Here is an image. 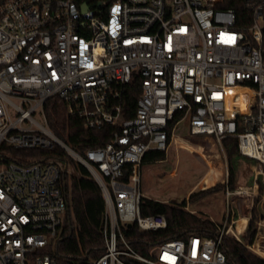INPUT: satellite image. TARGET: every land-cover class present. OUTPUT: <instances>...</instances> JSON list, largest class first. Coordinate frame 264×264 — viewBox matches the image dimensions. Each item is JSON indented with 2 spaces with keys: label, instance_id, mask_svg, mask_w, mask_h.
Listing matches in <instances>:
<instances>
[{
  "label": "built area",
  "instance_id": "built-area-1",
  "mask_svg": "<svg viewBox=\"0 0 264 264\" xmlns=\"http://www.w3.org/2000/svg\"><path fill=\"white\" fill-rule=\"evenodd\" d=\"M225 1L0 0V264H60L70 161L5 149L58 146L90 170L105 198L103 253L89 264H231L223 241L232 232L245 244L250 219L238 229L233 198L264 200V0H243L247 26ZM135 74L141 95L123 118L115 101ZM56 96L91 128L117 126L111 139L77 152L49 126L45 104ZM183 124L221 146L236 138L239 154L258 162L254 182L231 188L227 176L225 219L213 236L191 232L145 254L132 229L168 221L141 213L143 158L167 150Z\"/></svg>",
  "mask_w": 264,
  "mask_h": 264
},
{
  "label": "trees",
  "instance_id": "trees-1",
  "mask_svg": "<svg viewBox=\"0 0 264 264\" xmlns=\"http://www.w3.org/2000/svg\"><path fill=\"white\" fill-rule=\"evenodd\" d=\"M224 7H231L236 10L239 25L247 26L249 24L250 12L243 0H226ZM141 91V78L135 74L131 81L125 84L121 96L115 101L122 108L123 118H130L135 115L137 99L141 95ZM45 111L52 131L81 154H85L90 148L105 145L117 129V126L108 124L98 128L89 127L84 117L78 113L70 112L67 102L57 96L46 102ZM223 144H225L231 165L229 184L231 188H235L233 159L239 154L237 139L227 137L223 140ZM5 149L10 150L13 156L17 157L60 158L66 161L70 159L69 154L59 146L55 149H16L11 147ZM165 158L166 150L152 149L145 154L143 164L147 161ZM72 165L71 170L73 172L66 171L62 176V185L69 194L70 208L63 229V237L54 249V256L60 264H89L90 259L99 257L103 253L101 224L106 206L105 198L90 170L78 161L73 160ZM196 194L197 192H192L189 201L194 200ZM260 200L261 196H257L256 204L252 209V217L253 215L257 217L259 209L257 203ZM186 205L187 200L182 205H178L142 196V215L162 213L167 218L168 226L158 231H140L134 227L131 231L135 237L134 246L146 254L154 244L185 236L191 232H197L203 236H213L216 231L215 222L186 210ZM257 230V219L251 218L245 230L246 234H244V240L247 244L251 245L254 242ZM222 248L231 264H264V257L251 251L248 246L234 238L226 237ZM262 248L264 249V246L258 241L256 249L262 251Z\"/></svg>",
  "mask_w": 264,
  "mask_h": 264
},
{
  "label": "rangeland",
  "instance_id": "rangeland-1",
  "mask_svg": "<svg viewBox=\"0 0 264 264\" xmlns=\"http://www.w3.org/2000/svg\"><path fill=\"white\" fill-rule=\"evenodd\" d=\"M69 161L70 166L73 167V159L70 158ZM233 162L235 165V187L252 184L255 175L251 166L258 162L239 154L234 156ZM230 168V159L225 144L221 146L210 136L189 134L187 127L183 124L178 136L172 140L166 150V158L147 161L142 165L141 191L144 196L162 202L182 205L187 200L188 209L185 208L186 210L203 218L211 219L215 222L217 229V224H222L225 219L227 209L225 190ZM69 170L70 173L73 172L71 169ZM200 181L201 186H197ZM214 186L216 187L214 188ZM192 192H197V194L194 200L189 201ZM246 197L248 195L233 198L235 204L232 207L236 211V217L243 218V220H238L239 230L243 228L246 217L257 219L258 226L259 223H264L263 198L257 203L259 208L257 217L254 215L252 217L256 197L252 205L247 202ZM233 229L236 232V227ZM261 231L263 233L256 240L254 247H249V244L244 240V245L253 252H255L254 248H257L258 241L264 246V229ZM227 238L237 240L232 232ZM257 251L264 253L263 248L262 251Z\"/></svg>",
  "mask_w": 264,
  "mask_h": 264
},
{
  "label": "crops",
  "instance_id": "crops-1",
  "mask_svg": "<svg viewBox=\"0 0 264 264\" xmlns=\"http://www.w3.org/2000/svg\"><path fill=\"white\" fill-rule=\"evenodd\" d=\"M209 171H210V170H209ZM205 176H206V175H205ZM205 176H204V177H205ZM204 177H203V178H204ZM202 180H203V179H202ZM202 180H201V181H202ZM201 181L197 184V186H201ZM246 220H247V219H246Z\"/></svg>",
  "mask_w": 264,
  "mask_h": 264
},
{
  "label": "bare ground",
  "instance_id": "bare-ground-1",
  "mask_svg": "<svg viewBox=\"0 0 264 264\" xmlns=\"http://www.w3.org/2000/svg\"><path fill=\"white\" fill-rule=\"evenodd\" d=\"M240 220H243V218H240Z\"/></svg>",
  "mask_w": 264,
  "mask_h": 264
}]
</instances>
